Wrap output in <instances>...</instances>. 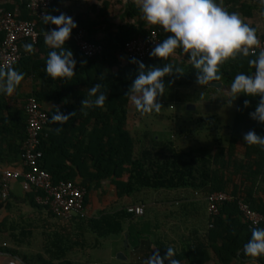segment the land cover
I'll list each match as a JSON object with an SVG mask.
<instances>
[{
  "label": "trees",
  "instance_id": "16d2710c",
  "mask_svg": "<svg viewBox=\"0 0 264 264\" xmlns=\"http://www.w3.org/2000/svg\"><path fill=\"white\" fill-rule=\"evenodd\" d=\"M29 2L15 0L14 3H5L0 0V8L14 12L20 19L33 20ZM63 2L55 0L49 12L59 15L56 9ZM100 3L103 6L99 7ZM216 3L230 13H238L245 23L256 28L259 41L264 39V28L255 20L264 17V0H216ZM118 17L122 19L119 24L114 21ZM76 22L78 27L73 31L84 28L88 40L102 44L104 51L97 57L89 58L70 38L64 47L71 49L77 60L72 78L53 79L45 71L48 52L60 49H53L45 43L46 35L56 26L44 24L43 20L38 23V41H22V58L11 68L23 73L24 80L32 79L33 89L22 93L23 80L11 96L7 95L3 89L7 87L9 69L0 68L5 73L0 76V163L6 168L22 167L23 145L27 138L25 104L28 98L34 96L42 104L53 102L56 107L49 111V122L42 133L41 167L51 173L55 184L72 181L84 186L87 190L86 209L92 204L95 192L107 193L103 189L107 183L113 186L118 200L144 189H192L206 197L214 192L231 193L236 200L220 204L219 213L209 216L208 231L188 242L174 258L180 264H204L208 261L233 264L239 259H253L264 264V257H248L243 251L253 229H264V225L250 227L238 204L239 200H243L252 209L264 214V147L247 145L243 140L249 131L264 135V123L249 115L255 110L259 97L239 95L234 122L227 127V135L215 149L202 148L198 156L191 154L186 158L172 142L163 144L153 139L150 144L143 145L129 127L132 99L127 95L140 69L138 64L131 63L132 59L121 64V56L127 42L136 37L160 31L162 43L171 33L162 26L149 24L137 0H128L127 3L120 0L113 4L95 0L91 11L79 14ZM100 28L108 31L103 38L98 35ZM27 43L33 45V52L25 51ZM252 49L248 56L237 54L234 59L224 62L220 67L221 79L213 82H222L230 87L238 73L254 76L255 67L249 64V60L255 59L259 53H252ZM175 54L182 58L151 56L137 59L145 64V71L162 68L169 63L173 65V72L163 78L166 99L176 98L177 89L196 84L200 72L191 61L190 51L178 47ZM177 67H182L183 73L177 72ZM97 84L101 86L97 95L102 92L107 97L103 108L95 107L92 103L95 96L88 94ZM85 99L90 101L88 106L83 103ZM245 99L250 101L247 108L243 106ZM57 110L63 115H73L67 122H53L51 116ZM25 189L36 206L47 209L50 215L58 218L49 206L37 201L39 196L44 195L43 191L34 187ZM128 206L103 209L93 216H74L72 219L80 220V241H86L87 233H93L98 238L128 233L126 248L136 247L133 240L141 232L135 223L137 217L128 211ZM4 251L20 256L30 264H76L67 258L66 252L56 260L43 254L27 256L8 246H0V252Z\"/></svg>",
  "mask_w": 264,
  "mask_h": 264
},
{
  "label": "clouds",
  "instance_id": "9594fccd",
  "mask_svg": "<svg viewBox=\"0 0 264 264\" xmlns=\"http://www.w3.org/2000/svg\"><path fill=\"white\" fill-rule=\"evenodd\" d=\"M140 8L144 19L151 25L162 26L169 35L162 43L157 44L150 56L168 58L173 56L178 47L191 52V61L200 72L196 83L207 86L211 81L221 79L220 67L237 54L249 55V50L259 46L256 28L245 23L236 12H228L216 0H140ZM44 24L55 25L45 37V43L59 51L48 52L46 73L53 79H70L75 75L77 60L71 49L64 45L70 39L74 29L78 27L73 17L66 13L53 15L51 12L42 16ZM26 52H33L31 43L24 45ZM131 63L138 64L140 72L133 80L128 94L137 110L144 113H159L162 104L159 98L165 94L166 83L164 77L173 72L172 64H165L162 68L155 67L145 71L143 61L132 58ZM255 67V75L238 73L230 84V93L235 100L240 94L259 97L255 110L249 115L252 119L264 123V51H260L255 59L249 60ZM176 71L183 73L182 67ZM0 70V76H4ZM24 74L9 69L7 72V87L3 89L11 96L14 89L24 80ZM100 85L89 90V96H95L94 106L103 108L107 97L104 93L97 95ZM88 106L90 101L84 100ZM250 101L245 99L243 106L247 108ZM69 115H63L58 110L52 113L53 122H67ZM243 140L247 145L264 147V135L249 131ZM244 254L248 257H264V229H253L251 239L244 245ZM176 251L169 246L162 256L160 251L154 250L146 264H180L175 259Z\"/></svg>",
  "mask_w": 264,
  "mask_h": 264
},
{
  "label": "crops",
  "instance_id": "0c3cea01",
  "mask_svg": "<svg viewBox=\"0 0 264 264\" xmlns=\"http://www.w3.org/2000/svg\"><path fill=\"white\" fill-rule=\"evenodd\" d=\"M11 1L15 0H4ZM112 4L120 0H106ZM128 0H123L127 3ZM140 2V0H137ZM95 0H64L56 9L59 13L76 18L79 14L89 12L93 8ZM103 3L99 4V7ZM19 7H16V11ZM112 12V9L109 10ZM116 23H121L120 17L115 18ZM108 34L107 29L100 28L99 37L103 38ZM129 59L125 55L121 56V64H126ZM33 80H24L21 84V92L28 93L33 89ZM43 106L48 112L56 107L53 102L45 103ZM223 137L215 141L218 145ZM81 180H79L80 182ZM111 188L113 197H106L103 206L96 205L94 196L92 204L87 208L90 216L97 215L103 209H115L120 206L122 200L116 197L113 186L107 183L104 190ZM159 194L155 201L157 214H148V206L143 198L136 202L125 203L123 205H144L145 212L135 221L140 229V236L134 237L133 243L136 247L128 248L129 255L126 263L123 264H146V261L153 256L154 250H159L163 256L167 247L175 249L176 254L181 252L188 242L203 236L210 227L209 222V202L202 192L194 191L193 195L182 193L174 194L166 191ZM186 191L187 189H183ZM161 192V191H160ZM164 198V199H163ZM93 207V208H92ZM79 219L61 220L50 215L47 209L40 208L33 203L21 180L13 181L11 194L8 199L0 198V246H8L22 252L24 255L32 256L43 254L46 258L54 257L56 260L66 252L69 260L76 264H89L91 258L87 248H90V241H80ZM117 241L125 243L128 241V233L116 236ZM83 250V251H80ZM124 252V251H123ZM126 254V253H125ZM113 263V262H112ZM0 264H30L18 255L8 252H0ZM167 264V262H165ZM204 264H221L215 261H208ZM233 264H260L253 259H239Z\"/></svg>",
  "mask_w": 264,
  "mask_h": 264
},
{
  "label": "built area",
  "instance_id": "2783aa9c",
  "mask_svg": "<svg viewBox=\"0 0 264 264\" xmlns=\"http://www.w3.org/2000/svg\"><path fill=\"white\" fill-rule=\"evenodd\" d=\"M55 0H30L28 8L33 15V20H24L7 10L0 8V68L11 69L22 58L21 42L32 40L37 42L40 37L38 23L45 13H48ZM79 50L89 58L101 55L104 46L91 42L87 38L84 28L73 31L71 37ZM160 43V31H154L148 36H139L127 42L124 55L127 59L149 58L153 48ZM264 51V39L259 46L252 49V53ZM27 114V138L23 145L24 157L21 168H6L0 163V196L8 199L11 194L13 181L23 180L24 187H34L44 192L37 201L49 206L53 213L61 219L69 220L74 216H86L85 197L87 190L77 182L60 181L55 184L50 172L41 167L43 151L42 133L49 122V112L34 96L28 98L25 104ZM210 214L219 213V206L226 201H234L236 197L227 192H214L207 197ZM245 221L250 227L264 225V214L252 209L243 200L238 201ZM128 211L137 216L145 212V206L130 205Z\"/></svg>",
  "mask_w": 264,
  "mask_h": 264
},
{
  "label": "rangeland",
  "instance_id": "374dc122",
  "mask_svg": "<svg viewBox=\"0 0 264 264\" xmlns=\"http://www.w3.org/2000/svg\"><path fill=\"white\" fill-rule=\"evenodd\" d=\"M261 28H264V17L255 19ZM252 22V20H250ZM254 21V20H253ZM179 59L182 56L174 54ZM177 97L166 99L165 95L159 98L162 108L159 113H144L137 110L134 102L130 106L129 127L137 140L143 145L150 144L153 139L160 143H174L179 152L188 158L191 154L199 155L202 148L212 150L216 139L227 135V127L234 122L238 97L233 100L230 87L222 84L221 87H213L199 84L177 89ZM194 105L195 109H189ZM161 191V192H160ZM174 194L193 195L192 189L166 190ZM105 193L95 192L94 202L103 206L106 197H113L111 188ZM165 190L144 189L130 197L122 199L120 206L125 203L136 202L143 198L148 206V214H157L155 201L159 194ZM164 199V198H163ZM93 208V207H92ZM137 222L143 218L136 219ZM116 236L98 238L93 233H88L87 240L90 248H87L89 264H123L127 261L119 258V253L129 255V249L125 243L117 241ZM83 251V250H80ZM124 251V252H123ZM126 253V254H125ZM113 262V263H112Z\"/></svg>",
  "mask_w": 264,
  "mask_h": 264
},
{
  "label": "water",
  "instance_id": "95a60500",
  "mask_svg": "<svg viewBox=\"0 0 264 264\" xmlns=\"http://www.w3.org/2000/svg\"><path fill=\"white\" fill-rule=\"evenodd\" d=\"M209 86H213V87H221L222 86V82H209ZM189 109H195V106L194 105H189L188 106ZM125 246H128V241L126 240L125 241ZM119 258L121 259H126V255H124L123 253H119Z\"/></svg>",
  "mask_w": 264,
  "mask_h": 264
}]
</instances>
